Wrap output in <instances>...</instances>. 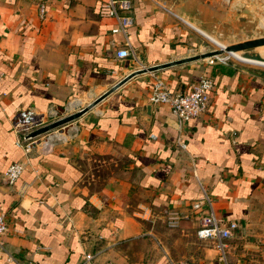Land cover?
<instances>
[{
  "label": "crops",
  "instance_id": "0c3cea01",
  "mask_svg": "<svg viewBox=\"0 0 264 264\" xmlns=\"http://www.w3.org/2000/svg\"><path fill=\"white\" fill-rule=\"evenodd\" d=\"M101 1L0 0V211L7 221L0 264H80L84 252H93L92 264H161L165 254L191 264L193 237L204 243L196 264H220L214 246L194 233L197 178L215 212L237 223L226 241L228 264H264L261 66L204 57L140 73L81 114L74 139L47 153L24 154L14 143L9 118L17 108L89 102L135 68L202 51L190 52L201 34L185 22L191 16L227 23L231 13L212 0H130L123 35L110 31L115 20L99 14ZM120 47L132 53L118 58ZM153 74L180 91L210 76L207 109L179 129L167 104L147 112ZM17 160L23 168L8 185L3 171ZM172 213L179 218L169 236L157 223Z\"/></svg>",
  "mask_w": 264,
  "mask_h": 264
},
{
  "label": "built area",
  "instance_id": "2783aa9c",
  "mask_svg": "<svg viewBox=\"0 0 264 264\" xmlns=\"http://www.w3.org/2000/svg\"><path fill=\"white\" fill-rule=\"evenodd\" d=\"M129 8L130 0H102L99 4V14L112 17L115 20L114 25L110 28L111 32H120L125 35L132 23ZM39 11L42 13V5L39 6ZM202 51H205L204 48ZM130 53H132V50L128 47H120L115 50V55L118 58H124ZM207 58L210 63H226L229 60L246 62L231 56L227 52ZM212 88L213 80L208 75L198 76L189 84L188 89L180 91L171 90L163 78L157 74H153L146 97L148 102L152 104H167L169 111L175 117L179 129L182 122L188 120L190 117L197 116L207 109ZM86 103L88 102L82 101L80 97H75L67 100L62 105L51 103L44 109H37L33 106L17 108L9 118L10 129L14 134V143L21 148L24 154L31 152L47 153L52 150L55 144L66 143L74 139L79 130L78 118L34 135H30V132L79 110ZM178 144L183 147V142L178 141ZM22 168L23 164L21 161L17 160L9 163L3 171V179L6 184L12 185ZM197 181L200 187V195L190 203V214L196 219L194 233L197 238L208 240L214 246L217 251L216 259L220 264H228L226 241L232 236L237 223L235 220L226 219L215 212L212 195L208 193L201 180L197 178ZM187 215L185 213L180 216L187 217ZM178 218L179 216L174 213L168 214V225H175ZM6 228L5 213L0 211V236ZM2 247L0 237V249ZM93 255V252H84L83 260L80 264H92L91 259ZM9 259L13 261V264H35L31 259L25 261ZM161 264L187 263L184 260L175 261L165 256Z\"/></svg>",
  "mask_w": 264,
  "mask_h": 264
},
{
  "label": "water",
  "instance_id": "95a60500",
  "mask_svg": "<svg viewBox=\"0 0 264 264\" xmlns=\"http://www.w3.org/2000/svg\"><path fill=\"white\" fill-rule=\"evenodd\" d=\"M211 4L217 5L219 8L229 7L231 13L227 17V23H220L196 16H191V19L188 21L185 20V22L203 36L217 42L216 48L135 68L116 80L79 110L31 131L30 135L40 133L69 120L78 118L81 114L105 98L120 84L140 73L153 72L163 67L222 54L223 52L234 53L238 57L243 58L242 60L246 62V59H248L250 61L264 63V0H234L231 3H229V0H212ZM137 59H139L142 64L144 63L140 54L137 55ZM151 105V102L146 104L147 112Z\"/></svg>",
  "mask_w": 264,
  "mask_h": 264
},
{
  "label": "rangeland",
  "instance_id": "374dc122",
  "mask_svg": "<svg viewBox=\"0 0 264 264\" xmlns=\"http://www.w3.org/2000/svg\"><path fill=\"white\" fill-rule=\"evenodd\" d=\"M198 38H196V40H195V44L194 45H192L191 47H193V48H191V51L190 52H192V51H195V50H197V48H198V45H200L201 46V48H204V50H206V49H208V48H216L217 46L212 42V41H210L207 37H205V36H203V35H201V34H199L198 33ZM200 48V49H201ZM195 49V50H194ZM196 53H198V52H196ZM193 54H195V53H193ZM189 55H191V54H189ZM248 64H252L253 66H261V67H263L264 68V66L263 65H257V64H253V63H248ZM84 98V97H83ZM83 98H81V100L82 101H85V100H83ZM157 227L158 228H160V229H162L161 231H164V232H166V234H168L169 236H172L173 234H176V230H174L171 226H169L168 225V223H167V217L166 216H164V218H163V220H159L158 221V223H157ZM144 236H148V237H151V240H152V242L156 239V240H158L157 238H153V236L151 235V233L149 234V233H147V234H145ZM155 240V241H156ZM157 245L159 246V248H160V243L159 242H157ZM190 245V249H188V251H187V254L188 255H192V256H188L189 257V260L191 261V264H196V255H197V252H199V250L201 249V246L202 245H204V243H202V242H200L199 240H196L194 237H193V240L191 241V243L189 244ZM178 249H179V246H176ZM189 248V247H188ZM161 255V251L160 250H158L157 251V255H156V257H155V260H158V258H160L159 256ZM165 256H168L169 257V255L168 254H165L164 255V257ZM163 257V258H164ZM171 257V256H170ZM173 258V257H172ZM171 258V259H172ZM173 259H176V258H173ZM163 260V259H162Z\"/></svg>",
  "mask_w": 264,
  "mask_h": 264
},
{
  "label": "bare ground",
  "instance_id": "6f19581e",
  "mask_svg": "<svg viewBox=\"0 0 264 264\" xmlns=\"http://www.w3.org/2000/svg\"><path fill=\"white\" fill-rule=\"evenodd\" d=\"M187 23V22H186ZM188 24V23H187ZM189 25V24H188ZM209 39V38H208ZM210 41H212L215 45H217V42H215V41H213V40H211V39H209ZM227 53H229V52H227ZM231 56H233V57H235V58H238V59H240V60H242L243 58H241V57H238L237 55H235L234 53H229ZM245 60V59H244ZM247 60V62L248 61H250V60H248V59H246ZM251 63H255V64H260V65H263L264 66V63H261V62H259V61H250ZM92 95V94H91Z\"/></svg>",
  "mask_w": 264,
  "mask_h": 264
}]
</instances>
